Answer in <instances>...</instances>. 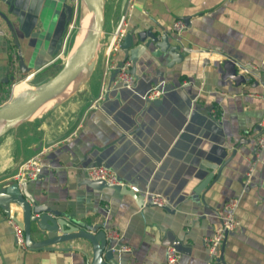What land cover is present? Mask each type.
Instances as JSON below:
<instances>
[{
	"label": "crops",
	"instance_id": "1",
	"mask_svg": "<svg viewBox=\"0 0 264 264\" xmlns=\"http://www.w3.org/2000/svg\"><path fill=\"white\" fill-rule=\"evenodd\" d=\"M12 1L0 0L7 16L0 14L2 99L19 77L33 78L60 60L71 22L64 5H76L15 0L11 10ZM128 8V32H168L185 55L170 67V59L160 61L152 49H140L130 88L115 84L109 66L125 60L133 66L135 46L122 42L107 53ZM104 15L97 62L82 84L61 104L0 135V188L17 181L20 165L43 151V171L27 182L28 192L73 224L113 233L122 264H170L169 247L180 253L173 264H209L206 239L214 235L225 202L238 197L240 223L224 241L222 264H264V150L256 156L264 132V86L223 78L226 60L264 71V0H105ZM178 20L185 26L176 33ZM155 84L164 94L147 100ZM205 162L226 163L212 187L198 195L196 187L211 171ZM95 165L108 166L127 186L138 187L146 204L87 184V168ZM150 194L162 195L166 204L152 203ZM11 215L23 221L18 205ZM12 221L22 227L0 208V264H89L92 249L84 241L56 246L69 250L19 247ZM124 245L131 250L122 251Z\"/></svg>",
	"mask_w": 264,
	"mask_h": 264
},
{
	"label": "water",
	"instance_id": "2",
	"mask_svg": "<svg viewBox=\"0 0 264 264\" xmlns=\"http://www.w3.org/2000/svg\"><path fill=\"white\" fill-rule=\"evenodd\" d=\"M85 1L92 15L89 25L85 28L83 40L80 43L74 42L65 66L54 77L41 83L36 88L25 89L8 102L0 104V135L20 123V118L23 116H30L50 104L57 96L62 94L82 71L86 69L91 71L95 67L101 39L104 34L105 0ZM10 5L12 10L15 0ZM64 6L67 21H72L74 6L68 3H65ZM0 14L4 18H7L6 14L1 12ZM122 46L128 49L135 46L132 48V55L133 57L135 56L131 70L133 75H136L138 72V58L136 56L142 48L146 50L152 49L151 54L160 61L170 59L168 63L170 67L185 58V55L181 52V45L175 44V39L172 35L150 27L143 30L129 31L123 40ZM224 68L225 73L223 78H230L238 85L254 80L253 86L260 84L264 86V71L257 74L252 70L253 67L250 65H237L234 60H226ZM21 69L26 70L23 60H21ZM241 71H244V73H241ZM143 77L148 78V75L144 73ZM13 79L16 78L13 77ZM0 103H2L1 97ZM6 120L8 122L4 123ZM235 154L236 151L233 155ZM224 164L219 167L217 164L205 162V166L211 171L196 187L195 191L198 195H204V192L212 187L220 176ZM86 183L97 190L107 188L118 194L131 195L140 206L146 204L145 195L138 194L127 185H112L104 180L94 179H86ZM27 186L28 183L26 181L22 183L14 181L1 187L0 208L8 216H11L17 222H21L20 224H22V228L24 229L26 246L29 250H69L70 248L68 247L58 248L56 246L67 242H77L79 244L84 241L89 243L92 249V258L89 264H122L112 244L113 238L108 236L107 231L92 232L89 227L81 223L73 224L69 222L61 217L62 213L60 211L52 209L45 203H38L33 195L28 192ZM13 205H18L21 208L23 221H18L14 215H11ZM224 248L225 242L217 264H222L223 262ZM79 250L88 255L85 250Z\"/></svg>",
	"mask_w": 264,
	"mask_h": 264
},
{
	"label": "built area",
	"instance_id": "3",
	"mask_svg": "<svg viewBox=\"0 0 264 264\" xmlns=\"http://www.w3.org/2000/svg\"><path fill=\"white\" fill-rule=\"evenodd\" d=\"M75 3L78 5L79 0H74ZM76 5V6H77ZM132 4L130 7L132 8ZM129 7V8H130ZM120 17V20L111 36L110 43L107 47V53L110 54L117 48L121 46L126 34L128 33V18L130 16L131 9H129ZM184 22L178 20L174 23L173 31L179 33L184 28ZM131 66L132 63L130 60H125L120 62L119 64H110L109 69L113 71L115 74V84L123 85L124 87H132L135 82V76L131 73ZM12 71L14 73H18V65L13 62L12 63ZM114 77V76H113ZM20 78V77H19ZM164 94L163 87L161 84H155L146 94V99L150 101L157 100L162 97ZM262 125H264V114H263V121ZM264 150V132L258 136L257 139V150L256 156L260 157L262 151ZM43 155L44 152L40 151L35 154L30 159L24 161L20 167L18 173L15 175V179L22 183L24 181H32L37 179L43 171ZM253 168H250L249 173L251 174ZM87 174L91 179L94 180H104L107 183L112 185H126V183L120 181L117 173L109 168L106 165H95L92 167L87 168ZM135 192H139L138 187L131 186ZM150 198L152 203L160 206H164L166 204L165 198L159 194H150ZM239 205V198L238 197H231L229 198L224 204V214L221 217V221L219 225L215 229V233L212 237L206 239V243L209 248L210 254V262L209 264H214L218 261L221 256V247L227 238L228 234L234 231L238 225L239 220L236 217V209ZM15 230V237L16 243L19 247L25 248L26 247V240L24 229L19 226L16 222L12 221ZM110 237L113 238V233L110 234ZM115 235V233H114ZM115 238V237H114ZM130 247L124 245L122 247V251H130ZM180 258V253L175 247L168 248L167 260L170 264L177 262Z\"/></svg>",
	"mask_w": 264,
	"mask_h": 264
},
{
	"label": "rangeland",
	"instance_id": "4",
	"mask_svg": "<svg viewBox=\"0 0 264 264\" xmlns=\"http://www.w3.org/2000/svg\"><path fill=\"white\" fill-rule=\"evenodd\" d=\"M83 3H84V0H79L78 5L77 4H76L77 6L75 5L74 16H73V19L70 22V26H69V33L70 34H69V38L67 41L68 43L66 44V50H64V53L61 54L60 60H58L57 62H55L51 66L47 67L46 69L41 71L38 75H36L33 78H30L28 80L26 79L27 76H22V77L18 78V80L12 84V90L8 91V93L4 97V100L0 104L6 103L9 100H11L14 97V93L19 94L20 92H22L26 88L27 89L36 88L41 83H43V82L47 81L48 79L54 77L65 66V63L69 57V54H70L71 48H72L71 47V44H72L71 41H73V40L75 41V38H76L75 35L79 29L81 8H82ZM91 71H92V69H91ZM91 71L88 70L87 76L91 73ZM17 82H20V83L14 89V86ZM13 89H14V91H13Z\"/></svg>",
	"mask_w": 264,
	"mask_h": 264
},
{
	"label": "bare ground",
	"instance_id": "5",
	"mask_svg": "<svg viewBox=\"0 0 264 264\" xmlns=\"http://www.w3.org/2000/svg\"><path fill=\"white\" fill-rule=\"evenodd\" d=\"M91 15H92L91 11H90L86 1L84 0V3H83L82 8H81L79 29H78V31L76 32V35H75L76 36L75 41H77V43H80L83 40V37H84V34H85V28L89 25V21L91 20ZM87 74H88V69L82 71L73 80V82L70 83V85L62 92L61 95L57 96L56 99H54L50 104L46 105L44 108H41V110H38L36 113H34V114L30 115V116H23L22 118H20L21 121L30 120V119H36L37 117H40L42 114H44L47 110L53 108L56 105L61 104L66 98H68L72 93H74V91L86 79ZM6 122H8V120H6L4 123H6Z\"/></svg>",
	"mask_w": 264,
	"mask_h": 264
},
{
	"label": "trees",
	"instance_id": "6",
	"mask_svg": "<svg viewBox=\"0 0 264 264\" xmlns=\"http://www.w3.org/2000/svg\"><path fill=\"white\" fill-rule=\"evenodd\" d=\"M71 43H72V44H71V47H72V46H73V44H74V40H73V41H71ZM3 100H4V99H2V101H3Z\"/></svg>",
	"mask_w": 264,
	"mask_h": 264
}]
</instances>
